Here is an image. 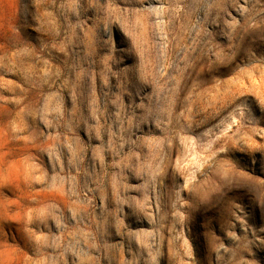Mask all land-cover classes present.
<instances>
[{
    "label": "rangeland",
    "instance_id": "obj_1",
    "mask_svg": "<svg viewBox=\"0 0 264 264\" xmlns=\"http://www.w3.org/2000/svg\"><path fill=\"white\" fill-rule=\"evenodd\" d=\"M0 264H264V0H0Z\"/></svg>",
    "mask_w": 264,
    "mask_h": 264
}]
</instances>
